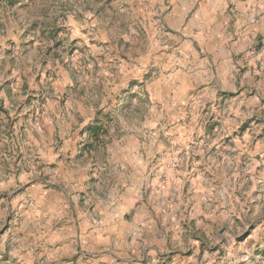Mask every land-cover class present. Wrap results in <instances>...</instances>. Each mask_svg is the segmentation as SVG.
Segmentation results:
<instances>
[{"label":"clouds","instance_id":"clouds-1","mask_svg":"<svg viewBox=\"0 0 264 264\" xmlns=\"http://www.w3.org/2000/svg\"><path fill=\"white\" fill-rule=\"evenodd\" d=\"M0 264H264V0H0Z\"/></svg>","mask_w":264,"mask_h":264},{"label":"rangeland","instance_id":"rangeland-1","mask_svg":"<svg viewBox=\"0 0 264 264\" xmlns=\"http://www.w3.org/2000/svg\"><path fill=\"white\" fill-rule=\"evenodd\" d=\"M238 131L239 132H243L244 131V126L242 125L241 128Z\"/></svg>","mask_w":264,"mask_h":264}]
</instances>
